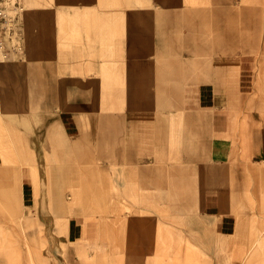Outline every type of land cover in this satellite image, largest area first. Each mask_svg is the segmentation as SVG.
I'll list each match as a JSON object with an SVG mask.
<instances>
[{
    "label": "crops",
    "instance_id": "obj_1",
    "mask_svg": "<svg viewBox=\"0 0 264 264\" xmlns=\"http://www.w3.org/2000/svg\"><path fill=\"white\" fill-rule=\"evenodd\" d=\"M256 8H246V30L223 48L194 35L196 58L180 67L150 49L147 58L123 53L111 67L108 58L66 61L60 49L38 46L0 57V169L16 172L7 202L31 212L52 256L62 248L59 264H84L63 245L86 254L106 230L107 219L70 213L65 193L80 197L83 183L117 212L134 211L133 197L160 202L170 190L181 209L189 186L223 238L227 257L217 264H264V8ZM199 9L174 0L159 13ZM58 207L69 215L63 237ZM187 247V259L199 256Z\"/></svg>",
    "mask_w": 264,
    "mask_h": 264
},
{
    "label": "rangeland",
    "instance_id": "obj_2",
    "mask_svg": "<svg viewBox=\"0 0 264 264\" xmlns=\"http://www.w3.org/2000/svg\"><path fill=\"white\" fill-rule=\"evenodd\" d=\"M22 1L23 52L27 47L55 48L60 49L62 55L58 58L62 60L71 57L78 62H99L108 58L109 67L122 59L123 53L126 59H132L134 51L139 50L140 58H147V49L158 58L172 56L174 62H180L178 67L183 66L196 58L194 35H199L201 43L219 39L223 48L222 43L227 44L229 37H239L246 30V8H264V0H183L186 6L200 9L173 15L159 11L174 0ZM258 14L252 12L251 18ZM190 35L196 41L185 43ZM76 47L82 50L74 54ZM3 50L0 44L1 58ZM83 51L90 53L84 55ZM15 175L0 169V264H59L62 248L52 256L49 245H43L41 232H34L37 221L31 212L18 200L14 206L7 202L6 187ZM82 185L80 197L75 192L65 193L66 200L75 204L70 213L81 214L89 223L108 220L103 238L87 243L86 254L77 247L63 245L66 251L76 250L84 264H217L220 256L227 257L221 253L225 251L223 238L207 226L198 206V194L189 186L181 195V209L175 208L179 202L170 190L160 202L156 194L133 197L134 211L118 208L117 212L108 196H100L103 192L98 187L94 190L90 183ZM54 203L61 204L60 200ZM62 212L58 207L61 237L69 217ZM14 239L17 241L12 242ZM188 244L199 252V256L192 255L194 260L187 259Z\"/></svg>",
    "mask_w": 264,
    "mask_h": 264
},
{
    "label": "built area",
    "instance_id": "obj_3",
    "mask_svg": "<svg viewBox=\"0 0 264 264\" xmlns=\"http://www.w3.org/2000/svg\"><path fill=\"white\" fill-rule=\"evenodd\" d=\"M22 0H0V44L3 58L23 52L22 16L25 12Z\"/></svg>",
    "mask_w": 264,
    "mask_h": 264
}]
</instances>
